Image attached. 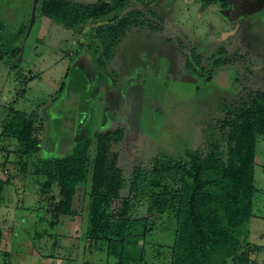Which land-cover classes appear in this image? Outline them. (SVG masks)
<instances>
[{
  "label": "rangeland",
  "instance_id": "1",
  "mask_svg": "<svg viewBox=\"0 0 264 264\" xmlns=\"http://www.w3.org/2000/svg\"><path fill=\"white\" fill-rule=\"evenodd\" d=\"M150 1L130 0L129 6L144 11L135 19L146 27H135L120 42L115 59L97 68L101 48L93 27L74 34L39 17L35 0H0V132L10 109L33 112L34 119L41 121L44 158L63 156L74 142L94 131L121 127L122 140L113 149L128 178L136 165L148 171L155 158L182 160L186 149L199 147L202 129L222 114L216 109L220 100L230 103L250 89L264 91V0H225L227 8L211 0H160V8L156 1L144 10ZM147 26L158 34L148 36ZM219 50L228 58L226 67L216 68L209 80L205 79L209 69L205 77L185 70L187 56L199 53L205 60ZM114 62L118 79L113 83L109 72ZM74 68L83 70V76ZM14 145V140L0 144L4 147L0 176L9 179L0 202V223L10 227L9 239L0 248H11L7 264H116L117 259L105 250H84L90 183L79 185L74 200L77 214L61 215L51 229L39 185L30 168L22 170L12 153ZM255 184V217L248 231L254 235L249 241L260 244L262 137L257 141ZM127 194V188L122 190V197ZM146 204L136 202L131 216L147 221L140 263L168 264L175 217L150 214ZM256 264H264V249L258 252Z\"/></svg>",
  "mask_w": 264,
  "mask_h": 264
},
{
  "label": "trees",
  "instance_id": "2",
  "mask_svg": "<svg viewBox=\"0 0 264 264\" xmlns=\"http://www.w3.org/2000/svg\"><path fill=\"white\" fill-rule=\"evenodd\" d=\"M211 1L227 8L225 0ZM129 2L35 0L34 6L39 17H46L74 34L93 27L101 48L97 68H102L115 59L120 42L135 27H146L135 19L144 11L129 6ZM151 2L158 3L155 6L160 8V0H151L144 10L153 6ZM152 14L157 21L161 19L156 10ZM148 31V36L158 34L153 26ZM222 52L219 50L205 60L199 53L187 56L184 68L196 77L207 74L205 79L209 80L216 68L226 67L228 58ZM115 63L109 72L113 83L118 79ZM80 70L75 72L82 75ZM205 70L208 73L204 74ZM219 102L216 109L222 114L202 129L199 147L186 149L182 160L155 158L148 171L136 165L128 178L124 177L118 153L113 149L122 140L121 127L94 131L74 142L63 156L43 158L41 121L34 119L33 112L12 108L1 124L0 144L14 140L12 153L18 156L17 162L24 172L31 169L38 192L46 202L44 218L51 229L57 226L61 215L77 214L74 200L79 185L90 183L82 235L85 251L98 247L108 257L116 258V264H141L147 221L131 216L135 203L146 201L150 214L175 217L168 264H256L258 252L264 249V234L260 235V244H252L249 239L254 235L249 233L248 225L255 217V157L257 141L264 138V91L250 89L238 100ZM8 182L0 176V202ZM125 188L128 194L122 197ZM5 225V221L0 223V244Z\"/></svg>",
  "mask_w": 264,
  "mask_h": 264
},
{
  "label": "crops",
  "instance_id": "3",
  "mask_svg": "<svg viewBox=\"0 0 264 264\" xmlns=\"http://www.w3.org/2000/svg\"><path fill=\"white\" fill-rule=\"evenodd\" d=\"M11 229L13 230V228H11ZM8 232H10V227L9 226L8 227H5V230L3 232L4 238L2 240V243L0 244V248H2L1 246H4V240L9 239V233ZM9 242H10V240H9ZM10 249H9V251H7L5 249H1L0 250V254H3V256H2L3 257V260H1L2 263H0V264H7L6 258H9L10 257Z\"/></svg>",
  "mask_w": 264,
  "mask_h": 264
}]
</instances>
